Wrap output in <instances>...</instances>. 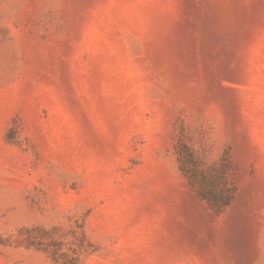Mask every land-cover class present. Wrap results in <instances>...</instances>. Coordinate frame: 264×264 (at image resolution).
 Here are the masks:
<instances>
[{
    "label": "rangeland",
    "instance_id": "374dc122",
    "mask_svg": "<svg viewBox=\"0 0 264 264\" xmlns=\"http://www.w3.org/2000/svg\"><path fill=\"white\" fill-rule=\"evenodd\" d=\"M0 264H264V0H0Z\"/></svg>",
    "mask_w": 264,
    "mask_h": 264
}]
</instances>
